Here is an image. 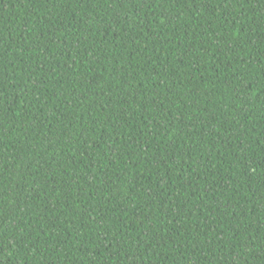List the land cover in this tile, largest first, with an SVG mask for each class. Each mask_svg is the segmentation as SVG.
I'll use <instances>...</instances> for the list:
<instances>
[{
  "label": "trees",
  "instance_id": "trees-1",
  "mask_svg": "<svg viewBox=\"0 0 264 264\" xmlns=\"http://www.w3.org/2000/svg\"><path fill=\"white\" fill-rule=\"evenodd\" d=\"M0 264H264V0H0Z\"/></svg>",
  "mask_w": 264,
  "mask_h": 264
}]
</instances>
